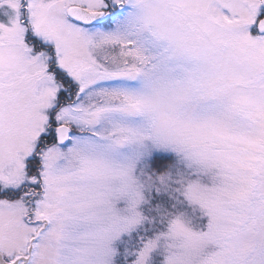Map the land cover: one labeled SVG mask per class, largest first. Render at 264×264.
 <instances>
[{
    "label": "snow or ice",
    "instance_id": "1",
    "mask_svg": "<svg viewBox=\"0 0 264 264\" xmlns=\"http://www.w3.org/2000/svg\"><path fill=\"white\" fill-rule=\"evenodd\" d=\"M0 264H264V0H0Z\"/></svg>",
    "mask_w": 264,
    "mask_h": 264
}]
</instances>
